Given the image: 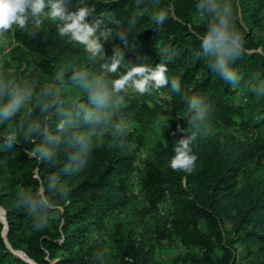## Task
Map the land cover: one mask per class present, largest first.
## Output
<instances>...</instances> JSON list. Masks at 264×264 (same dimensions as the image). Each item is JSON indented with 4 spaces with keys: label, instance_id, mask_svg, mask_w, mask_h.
<instances>
[{
    "label": "trees",
    "instance_id": "obj_1",
    "mask_svg": "<svg viewBox=\"0 0 264 264\" xmlns=\"http://www.w3.org/2000/svg\"><path fill=\"white\" fill-rule=\"evenodd\" d=\"M45 4L12 29L34 95L27 109L14 103L18 77L0 73V264H177L159 258L176 240L183 264H237L238 246L240 258L264 264V0H63L66 14L87 10L96 53L61 37L65 22L49 19ZM221 19L237 46H204ZM141 64L165 65L167 84L127 96L113 87ZM195 107L203 127L155 131L141 171L145 202L132 207L145 117ZM188 137L196 169L173 171V149Z\"/></svg>",
    "mask_w": 264,
    "mask_h": 264
},
{
    "label": "clouds",
    "instance_id": "obj_2",
    "mask_svg": "<svg viewBox=\"0 0 264 264\" xmlns=\"http://www.w3.org/2000/svg\"><path fill=\"white\" fill-rule=\"evenodd\" d=\"M45 7V0H0V33L12 30L13 25L17 28L24 29L28 22L29 14L33 17H39ZM47 7V17L49 19L55 20L59 18L65 22L63 27L59 29V35L61 37L69 36L72 40L84 44L93 53L99 51L100 46L96 36V27L93 24L85 22V16L87 15L86 9L81 8L76 13L66 14L63 0H49ZM158 19L162 21L164 19L163 14ZM94 34L96 36V42L90 40V37ZM229 43L233 47L237 46L236 38L230 36L227 31V23L223 19H221L218 27L213 28L210 33L205 35L203 41L206 47H212L213 45L221 47ZM119 67L120 62L115 60L108 66V71L115 73ZM167 71V67L163 64H158L155 69H150L143 64L137 65L115 79L113 81V87L117 91L123 90L124 94H127L124 89L131 87L129 92L134 89L137 93L143 95L149 90L150 81L153 82L151 86L155 89H160L165 86L168 82L166 76ZM221 75L226 80H234L232 72L223 64H221ZM172 89L173 91H179V82L177 80H174ZM161 97H167V93L164 92V95H161ZM14 103L18 106L19 101H15ZM0 112L7 114L8 107L0 110ZM192 145V137L182 138L177 142L173 149L174 154L168 162L171 170L183 171L189 174L194 172L197 166L198 156L194 154Z\"/></svg>",
    "mask_w": 264,
    "mask_h": 264
},
{
    "label": "rangeland",
    "instance_id": "obj_3",
    "mask_svg": "<svg viewBox=\"0 0 264 264\" xmlns=\"http://www.w3.org/2000/svg\"><path fill=\"white\" fill-rule=\"evenodd\" d=\"M11 32L12 30L0 33V73L6 70L9 73H14L18 77L15 86L20 87L19 93L21 94L22 99L19 103L21 107L27 109L29 103L33 102L34 95L32 92H30V90H27L24 87L25 79L23 77V69L25 66L23 63L16 62V57L18 55L16 50L17 44L16 42H14ZM99 54L102 55V52L100 51ZM130 88L131 87L124 89V91L126 90L127 92V94H124L125 96L131 95L129 92ZM156 93L160 97L161 95H164V92L162 91H157ZM117 102L118 104H120L122 102V97H119L117 99ZM145 119L146 120L141 126L144 128L147 135L146 147L135 160L136 169L134 170L132 178V194L134 195V197L131 198V205L134 208H140L145 202V188L142 183L141 171H143L144 169V161L148 157L149 147L153 145V139L156 136L155 131L159 130L162 125H165L167 129H170L175 123L182 124L183 122H186V124L184 123V125L182 126L183 130L203 127L208 123V120L205 119V117L197 107L186 113H177L173 117H145ZM122 126L129 127V124L124 123L122 124ZM128 214L130 213H122L120 217L124 219L125 215L129 216ZM224 229L226 231H229L230 224L228 222L224 224ZM235 250L236 254L238 255L236 258L237 264H250L249 258L239 257L241 252L240 246H238ZM185 253L186 250L177 240L171 242L170 244L164 242L162 250L159 251V258L161 261L167 263L177 262V264H183Z\"/></svg>",
    "mask_w": 264,
    "mask_h": 264
},
{
    "label": "water",
    "instance_id": "obj_4",
    "mask_svg": "<svg viewBox=\"0 0 264 264\" xmlns=\"http://www.w3.org/2000/svg\"><path fill=\"white\" fill-rule=\"evenodd\" d=\"M4 212V211H3ZM3 223H5V221H4V217H3ZM2 236L3 237H5V229H4V231L2 232ZM12 253L14 254V252L12 251ZM14 255H16V254H14ZM17 256V255H16ZM17 257H19V256H17ZM19 258H21V257H19ZM22 259V258H21ZM23 260V259H22ZM25 261V260H24ZM26 262H28L29 264H35L31 259H28V261H26Z\"/></svg>",
    "mask_w": 264,
    "mask_h": 264
},
{
    "label": "built area",
    "instance_id": "obj_5",
    "mask_svg": "<svg viewBox=\"0 0 264 264\" xmlns=\"http://www.w3.org/2000/svg\"><path fill=\"white\" fill-rule=\"evenodd\" d=\"M90 26H92V25H90ZM90 40H92L93 42H96V36H95V34L92 37H90Z\"/></svg>",
    "mask_w": 264,
    "mask_h": 264
}]
</instances>
